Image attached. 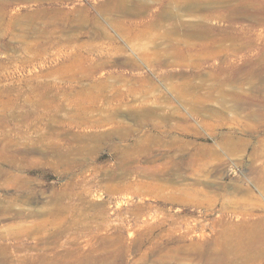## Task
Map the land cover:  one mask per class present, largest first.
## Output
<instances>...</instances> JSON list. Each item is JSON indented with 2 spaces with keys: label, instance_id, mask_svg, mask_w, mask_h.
<instances>
[{
  "label": "rangeland",
  "instance_id": "rangeland-1",
  "mask_svg": "<svg viewBox=\"0 0 264 264\" xmlns=\"http://www.w3.org/2000/svg\"><path fill=\"white\" fill-rule=\"evenodd\" d=\"M116 1L0 0V264L36 245L61 264H264V72L239 73L262 58L264 21L209 17L242 29L249 49L233 55L227 40L189 65L172 43L205 40L168 28L234 1L188 12L172 0L176 19L159 17L165 0L138 14ZM216 66L229 73L225 108L178 101L180 82ZM225 135L240 148L222 150Z\"/></svg>",
  "mask_w": 264,
  "mask_h": 264
},
{
  "label": "bare ground",
  "instance_id": "bare-ground-1",
  "mask_svg": "<svg viewBox=\"0 0 264 264\" xmlns=\"http://www.w3.org/2000/svg\"><path fill=\"white\" fill-rule=\"evenodd\" d=\"M231 1H234V3H232V2L228 3L227 2L228 4L226 5V9H227L226 12H217V13L212 12V13H209L208 15H202V16L200 15L197 17L198 20L196 22H192V23L187 24V25H185V23H184L183 26L181 25L183 29H176V26H170V28H168L169 29L167 32L168 35H170V34L175 35L177 33L178 34L183 33V34H186L190 38H194L195 40L196 39L197 40L203 39V41L205 40V42L201 41V43H198V44L194 43L193 41H187V42L182 41L179 43L180 45H178L177 42L172 43L171 48L174 51L175 58L178 57L181 60V63H185L186 59H188L189 65H192L194 63V61L192 60V56H195V55L200 56L203 54V55H205L204 57L206 59L220 57V52H221V50H224V48H225L224 44L227 40H229L231 42L230 50L232 51L233 55H236L237 52L241 51L244 48V46L247 49H249V46L246 44L249 42L250 39L247 38V36L245 35L244 32H242V29L230 26L232 31L230 32V34H228L227 32H225V29H223V28H216L213 26H209L208 22H206V20L209 17H214V16H216L218 19H225L226 18L228 20H233L237 17H241V18L244 17V18L251 20L254 24H262L264 21V0H231ZM116 2H118L117 4L119 5V7L122 8L126 13L134 12V14H138L144 8H146V6H148L147 0H117ZM171 2H172V0H165L159 17H161V18L172 17L173 19L177 18V13L175 11L172 12V10H169L168 7L166 6V5H170ZM107 4H110V6L112 5V3H110V1H108ZM206 6H207V4L201 3L200 1H197V0H183L182 2H180V4H177V7L179 9H185L188 12H191L194 9L200 10ZM1 7H2V4L0 3V9H1ZM116 7H118V6H116ZM113 9H111V10H113ZM47 15H51V14L49 12H47L46 10H42L40 16L47 17ZM32 17H33L32 15H29L30 19H32ZM88 19H90V18L86 14H85V16L83 15L82 22L81 21L79 22V26L80 27L85 26V22H91L92 21L91 19L90 20H88ZM70 25H72V24H70ZM151 25L152 24H149L148 26H151ZM8 28H9V26H8ZM58 29L63 30L64 27L60 26V27H58ZM33 30H36L35 27L33 28ZM234 34H236L235 37L233 36ZM216 35H217V37H215ZM48 36H49V34H48ZM67 39H70V38H67ZM191 40H193V39H191ZM172 42H173V39H172ZM178 46H180V47L178 48ZM166 48H167V46H166ZM159 49L161 51L158 53L160 56V59H159L160 61H158V64H166L169 60L168 58H170L169 57L170 53H168L165 49L164 50H162L161 48H159ZM150 52H148L147 54L144 55V57L146 59L151 58L153 51L151 53ZM260 54L262 55L261 56L262 58L258 57V59H254V60H251L249 62H246L240 67L239 73L243 75L244 79L253 80L261 71L264 72L263 71V69H264V51L262 50V52ZM171 61H173V60H171ZM93 63L94 62H90L91 67L89 69H93V71H94V69H96L95 67L97 66V63H94V64ZM92 64H93V66H92ZM260 75H261V73H260ZM228 79H229L228 70L226 67H223V66H216L215 68L210 69L207 72L197 73L195 75H191L190 77H188V79L186 81H182L178 84V90H179L178 92H179V97H180L178 101H180L181 103H185V104L189 105L191 107V109H193L195 111H199L202 109L209 111L208 107L206 106V102L212 101L216 97H219L221 99V102L219 103V105L222 107L224 102H225L226 96H228L230 94L228 92L226 94V92L223 88L224 83ZM257 79H259V78H257ZM199 88L203 89L204 93H202V92H201L202 94L197 93L196 91ZM41 93H43V92H41ZM232 99L235 100L236 104H240V103H242V105L246 104V102H244L243 99H241L237 96H233ZM222 108H225V107H222ZM233 108L234 107H232V109ZM213 114L215 115L214 110L210 109L209 115L213 116ZM221 140H222V143L220 145L221 146L220 148H222V150H225V152H227V151L232 152L233 150L240 148L238 146L241 145V143H240L239 139H235L234 136L225 135V136L221 137ZM211 151H213V150L211 149ZM222 152H224V151H222ZM13 233L16 234V232H13ZM20 248H22V247H20ZM15 249L18 251V247H16ZM9 250H10V248L7 245L1 244L0 245V257L5 258V256L8 254ZM38 250L39 249H38L37 245L33 246L32 248H29V249H24L22 255H19V256L17 255L15 257H13L10 262H11V264H61L62 263V261L60 262V259L58 257L54 256V257L50 258L49 256H47L45 254V252H43L42 254L38 253ZM32 259H34L35 261Z\"/></svg>",
  "mask_w": 264,
  "mask_h": 264
}]
</instances>
